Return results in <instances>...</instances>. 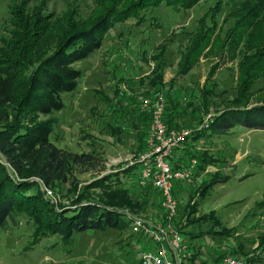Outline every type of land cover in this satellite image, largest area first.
<instances>
[{
	"label": "trees",
	"instance_id": "obj_1",
	"mask_svg": "<svg viewBox=\"0 0 264 264\" xmlns=\"http://www.w3.org/2000/svg\"><path fill=\"white\" fill-rule=\"evenodd\" d=\"M199 1L94 0L95 7L83 19L74 10L55 18L39 7H28V0L9 7L12 28L8 37L1 38L0 46V230L16 224L18 215H25L31 222L34 243L42 237L54 236L63 244L71 245L74 236L84 233L125 230L128 241L124 246L130 248L132 257L123 253L124 246L115 256L124 255L130 264L135 260L140 264L137 245L151 248V242L140 233H131L128 211L125 210L131 211L130 216L156 217L164 222L160 193L150 185L138 186L137 167L128 166L122 172L100 175L89 181L71 200L70 206L59 204L57 207L50 203L43 188L57 191L58 184L67 180L72 166L93 159L88 152L74 154L54 144L51 134L55 118L52 115L64 108L63 95L77 90L82 72L76 64L100 50L117 25H121L119 44L130 36H141V42L145 43V32L159 27L149 13L162 6L186 11ZM225 6L229 7L224 10ZM221 12H225L222 21L228 25L222 36L219 35L222 27L215 21ZM184 36L187 43L179 56V74L191 70L203 55L218 54L220 58L222 53L228 52L230 57L237 55L239 59L235 67L233 97L223 101L222 107L210 116L206 128H197L203 122L199 109L194 110L193 106L200 95V104H206L207 95L213 94L214 88L201 89L197 97L181 89L175 90L174 81L165 84L163 78L165 49L158 46L154 52L147 53L145 48L141 51V59L145 63L152 60V66L147 62L151 67L146 75L138 78L136 94L153 96L163 92L166 97L165 125L192 129L182 148L171 157L172 165L181 167L194 158L197 174H204L197 188L198 197L193 202L196 191L180 182L174 184L178 202L175 226L181 235L186 232L184 228L203 218L195 217L194 213L205 191L214 183L212 177L217 172L210 175V179L206 177L207 168L214 165L216 158L209 153L204 139L229 134L236 126L264 130V0H229V5L217 0L199 18L196 27L185 31ZM210 69V75H213L218 65L214 64ZM130 79L131 76H122L119 82ZM115 89L113 100L119 107H112L113 100H107L105 114L114 116L113 124L107 126L117 140L126 133L131 134L138 142V154L145 149L155 102L140 110L136 97L126 96L120 87ZM130 187L136 193H130ZM89 189L100 192L89 194ZM217 233L223 238L231 234L224 228ZM196 236L191 233L188 238ZM185 243L191 256L184 264H216L226 254L246 258L250 264H260V255L256 252L264 253V247L259 248L264 240L255 252L244 251L238 246L229 253L216 247L209 252L200 244L187 240ZM250 253L253 255L248 257Z\"/></svg>",
	"mask_w": 264,
	"mask_h": 264
},
{
	"label": "rangeland",
	"instance_id": "obj_2",
	"mask_svg": "<svg viewBox=\"0 0 264 264\" xmlns=\"http://www.w3.org/2000/svg\"><path fill=\"white\" fill-rule=\"evenodd\" d=\"M21 1L0 0V46L1 38L8 37L12 28L9 7ZM216 1L200 0L186 11L163 6L155 9L148 16L153 15L159 27L145 32V43L141 42V36H130L119 44L117 38L121 25H117L100 50L76 64L82 76L78 80L77 90L63 95L64 108L52 115L55 122L51 140L56 146L74 154L88 152L93 159L70 168L67 180L58 184L51 198L46 195L50 203L57 207L59 204L70 206L71 200L89 181L100 175L122 172L137 155L136 139L126 133L117 140L107 126L113 124L114 116H107L105 112L107 100L115 99V88L123 90L122 85H125V93L131 92L130 96H126H137V80L146 75L152 66V60L147 61L151 62L149 66L141 59L143 48L147 53L154 52L158 46L165 49L163 78L165 84L174 81L175 90L181 89L197 97L201 89L214 88V93L207 95L206 104H200V95L193 106L194 110L199 109L201 122L218 111L225 99L233 97L237 55L230 57L228 52L222 53L223 57L220 58L218 54L203 55L187 73H178L179 56L187 43L185 31H192L199 18ZM223 1L229 5V0ZM28 7H39L55 18L74 10L83 19L95 6L94 0H28ZM227 8L225 6L224 10ZM224 13L217 14L215 19L217 26L222 27L220 36L228 26L222 21ZM214 64L218 65V69L210 75V68ZM122 76H131L132 79L119 82ZM113 102L112 107H116L118 104L115 100ZM206 132L209 130L206 129ZM204 140L209 153L216 158L214 165L207 168L206 177L210 179L209 176L217 172L212 177L214 183L207 188L194 213L195 217L203 218L184 228L186 232L181 235L183 241L200 244L209 252L216 247L229 253L238 246L244 251L255 252L260 241L264 240V130L236 126L229 134ZM132 189L130 187V193H136ZM95 191L100 192L89 189L87 193ZM125 211L128 214L131 212L128 209ZM222 228L231 234L226 238L217 235ZM191 233L197 236L189 239ZM73 240L71 245H65L54 236H46L34 243L31 222L25 215H18L16 224H9L6 230H0V264H130L124 255L115 256L128 241L125 230L88 232L74 236ZM261 247H264V243ZM127 249L130 252V248L124 246L123 253L131 258V252L125 251ZM258 254L259 263L264 264V253L259 251ZM133 256L135 260V253Z\"/></svg>",
	"mask_w": 264,
	"mask_h": 264
},
{
	"label": "built area",
	"instance_id": "obj_3",
	"mask_svg": "<svg viewBox=\"0 0 264 264\" xmlns=\"http://www.w3.org/2000/svg\"><path fill=\"white\" fill-rule=\"evenodd\" d=\"M126 86L122 85L123 91ZM130 96L131 92L127 91ZM163 92L156 95H137L136 100L140 110L147 109L152 101L155 102L151 110V117L146 133V145L129 161V166L137 167L136 183L141 188L148 185L160 193V206L164 222L156 217L145 218L128 214L131 233H140L151 242V248L137 245L140 264H184L190 258L191 251L175 226L178 202L174 196V184L180 182L191 190L196 191L192 202L197 199L199 182L204 174H197V161L193 158L181 167H174L171 157L174 152L182 148L183 142L189 137L192 129L168 128L163 121L166 104ZM210 115L197 128L207 127ZM127 165V166H128ZM45 195L51 198L52 191L43 188ZM54 197V196H53ZM258 254V252H256ZM253 254H249L251 257ZM216 264H250L246 258H238L226 254Z\"/></svg>",
	"mask_w": 264,
	"mask_h": 264
}]
</instances>
